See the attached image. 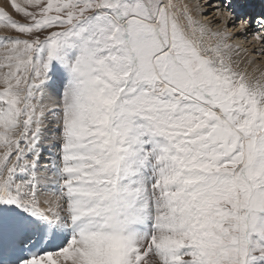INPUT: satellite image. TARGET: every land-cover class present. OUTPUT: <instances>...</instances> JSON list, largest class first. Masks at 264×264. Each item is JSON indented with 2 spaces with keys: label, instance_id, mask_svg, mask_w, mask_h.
<instances>
[{
  "label": "snow or ice",
  "instance_id": "6c2138e0",
  "mask_svg": "<svg viewBox=\"0 0 264 264\" xmlns=\"http://www.w3.org/2000/svg\"><path fill=\"white\" fill-rule=\"evenodd\" d=\"M0 31V264H264V0H3Z\"/></svg>",
  "mask_w": 264,
  "mask_h": 264
},
{
  "label": "bare ground",
  "instance_id": "6f19581e",
  "mask_svg": "<svg viewBox=\"0 0 264 264\" xmlns=\"http://www.w3.org/2000/svg\"><path fill=\"white\" fill-rule=\"evenodd\" d=\"M188 2L190 4H196L197 3V0H188ZM0 3H3V0H0ZM249 39H251V38L249 37ZM237 41H238V43H241V41H239V40H237ZM233 42L234 43H237L236 41H233ZM244 46L251 48L253 45L252 44H245ZM263 61H264V57L261 58V68H262V70H264V62Z\"/></svg>",
  "mask_w": 264,
  "mask_h": 264
},
{
  "label": "rangeland",
  "instance_id": "374dc122",
  "mask_svg": "<svg viewBox=\"0 0 264 264\" xmlns=\"http://www.w3.org/2000/svg\"><path fill=\"white\" fill-rule=\"evenodd\" d=\"M4 33L2 31H0V36H2ZM236 42L238 43V41L236 40ZM264 62V61H263ZM53 152L55 151V149L52 150Z\"/></svg>",
  "mask_w": 264,
  "mask_h": 264
}]
</instances>
